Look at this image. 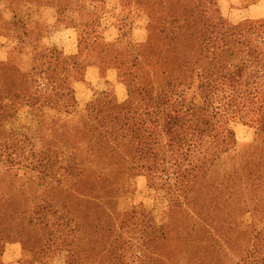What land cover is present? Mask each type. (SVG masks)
Instances as JSON below:
<instances>
[{"label":"trees","instance_id":"trees-1","mask_svg":"<svg viewBox=\"0 0 264 264\" xmlns=\"http://www.w3.org/2000/svg\"><path fill=\"white\" fill-rule=\"evenodd\" d=\"M16 1L0 0V34L14 33L22 40L28 36L24 30L29 18L5 16ZM212 2L204 10L215 19L208 23L195 0H137L149 17V38L116 62L128 98L118 103L102 93L70 121H56L59 135L68 137L64 145L38 146L35 124L42 134L44 109L78 111L75 91L60 90L65 72L60 64L68 59L52 49L33 59L29 69V65L21 68L23 60L0 64V190L8 186L2 182L4 173L28 169L38 173L45 190L70 198L78 195L93 208L101 201L114 215L109 209L113 197L132 191L127 178L144 176L165 194L167 219L159 225L144 220L140 226L139 218L148 214L139 213L134 205L124 208L123 217L112 216L108 220L112 235L129 225L142 235L139 253L128 262L117 254L123 246L120 237L112 239L116 253L109 264H177L170 249H184L185 264H208L204 252L213 248L215 264H264V225L257 226L264 220V163L258 161L264 145L210 185L215 205L207 206V200L199 197L209 166L236 146L234 123H250L264 135V19L233 25ZM169 3L174 13L163 20L158 8ZM71 69L74 74L80 70L75 62ZM22 109H28L33 125H15ZM52 147L58 156L49 155ZM17 190L25 195L23 189ZM7 196L0 194V264L2 257L6 259L2 253L6 243L28 228L49 225L51 235L42 249L66 251L71 255L67 264L87 262L91 254L83 249L82 238L54 219L53 206L38 204L31 209L26 198L11 206ZM212 207L215 220L209 222L204 211ZM246 214L253 218L252 224L242 219ZM241 236L243 250L236 241Z\"/></svg>","mask_w":264,"mask_h":264},{"label":"rangeland","instance_id":"rangeland-1","mask_svg":"<svg viewBox=\"0 0 264 264\" xmlns=\"http://www.w3.org/2000/svg\"><path fill=\"white\" fill-rule=\"evenodd\" d=\"M210 1L212 0H195L196 5H200L199 9L203 16L209 19L208 23L215 20L212 13L204 11L207 10ZM215 3L221 15L233 25L264 19V0H213L211 4ZM2 7L3 5L0 9ZM173 13L174 7L171 3L158 8V16L163 20H168ZM13 15L24 20L29 18L27 30H24L28 36L21 40L14 33L0 34V64L13 60L19 64V60H23L24 62L19 65L23 69L29 65L27 67L29 69L33 59H39L42 54L55 49L63 58L68 59L60 64L65 68L60 78V90L73 89L79 103L78 111L73 114L62 113L66 110L44 109L40 118V121L45 123L42 134L35 124L38 146L49 148L53 145H64L68 137L59 135L61 129L57 125L60 123L56 124V121H70L76 114L83 113L87 105L102 93L110 94L118 103L126 101L127 87L118 74L116 62L123 58L125 51L137 44L146 43L149 38L147 28L149 17L138 8L137 0H18L5 14L9 20ZM174 30L175 27L172 28V31ZM72 62L77 63L80 69L75 74L71 69ZM130 65L131 57H128L126 67L130 68ZM31 118L28 109H22L15 125L20 128L33 125ZM50 122L55 124H49ZM64 129L69 128L65 125ZM233 129L236 146L209 166L207 179L203 182L204 186L202 184L199 197L200 201L207 200V206L210 203L215 205V194L211 193L210 185L215 186L228 170L255 151L258 145H264L262 143L264 135L254 125L238 122L233 124ZM23 132L28 135L33 133L28 129H24ZM39 136H42V139H39ZM51 150L50 156H58V149L52 147ZM62 155L66 156L65 153ZM258 161L264 163V156L259 157ZM2 178V182L8 186H2L0 194L8 195L11 206L16 203L23 204L20 199L24 198L25 201L26 198V205L31 209L38 204L54 207V219L67 224L71 229L74 228L75 235L82 238L83 249H87L91 254L89 259L86 258L85 264H109L111 256L116 253L111 246L115 237H120L123 242L121 252L117 254L124 257V262L130 261V257H135V254L139 253L138 244L142 233L133 232L132 225L117 229L113 235L108 231V220L116 215L123 217L122 212L126 206L134 205L140 210L139 213L145 211L148 214L145 218H139V225L144 220L159 225L167 219L168 202L165 194L157 191L144 176L125 177L131 184L132 191L129 196L113 197L109 209L115 213L114 215L105 211L101 201L93 208L78 195L70 198L65 194L57 195L45 190L40 186L43 182L38 173L28 169H12L4 173ZM9 186L15 189H10ZM17 189H23L25 195L21 197ZM52 199L55 202H52ZM262 207L264 210V201ZM47 210L49 209L45 211ZM204 214L209 222L215 220V207L206 208ZM242 219H245L247 224L253 223L250 214H246ZM263 225L264 220L257 223L258 227ZM50 231L51 225L47 228L39 226L26 229L20 238L5 244L2 253L6 255V259L2 257L1 263L67 264L71 255L66 251H57L55 247L41 248L46 239L50 238ZM238 239L239 241L236 240L238 249L243 250V237ZM130 243H133L132 248ZM164 249L167 250L168 247ZM204 253L210 261L208 264H215V249H209ZM169 254L172 261L177 264H185L188 261L184 249H170ZM82 255L86 257V254Z\"/></svg>","mask_w":264,"mask_h":264}]
</instances>
